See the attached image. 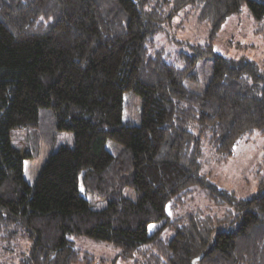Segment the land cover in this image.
I'll return each instance as SVG.
<instances>
[{"label":"trees","instance_id":"16d2710c","mask_svg":"<svg viewBox=\"0 0 264 264\" xmlns=\"http://www.w3.org/2000/svg\"><path fill=\"white\" fill-rule=\"evenodd\" d=\"M243 5L264 32V0H0V264L90 262L72 245L80 235L142 264H190L212 239L200 264H264V175L245 199L201 173L206 147L223 161L238 140L264 134V70L212 46ZM182 11L208 36L177 66L155 36ZM204 59V89H191ZM129 92L137 123L123 119ZM19 129L34 154L42 138L51 147L30 185L12 143ZM60 131L72 141L55 147ZM195 187L224 213L161 222Z\"/></svg>","mask_w":264,"mask_h":264},{"label":"rangeland","instance_id":"374dc122","mask_svg":"<svg viewBox=\"0 0 264 264\" xmlns=\"http://www.w3.org/2000/svg\"><path fill=\"white\" fill-rule=\"evenodd\" d=\"M185 11L179 14L180 18L173 20L169 25L155 36L157 45H162L167 58L177 66H181V52H190L189 45L203 44L207 41L208 26L200 21L195 14L184 15ZM213 50L227 57H246L255 61L264 70V32L255 33L253 23L248 14L246 5L228 17L221 26L217 36L212 42ZM203 67V69H202ZM211 63L209 60H200L196 69L200 71L199 82H188L191 89L203 90L206 84V76L203 71H209ZM126 112L124 121L137 123L140 112V99L133 93L125 94ZM12 143L18 150L22 166L19 175L23 182L30 185L42 164L47 152L51 149L45 143L46 139H40V143L34 149L30 145L28 132L24 129L14 130L11 133ZM72 135L67 132H58L55 138V147L63 143H71ZM200 159L202 160L201 173H205L207 178L222 189L232 191L238 198H249L258 189V180L264 175V134L255 132L249 139L242 138L233 146L231 156L226 160H219L213 148H205ZM263 163V164H262ZM93 209L104 207L105 203L97 199H90ZM225 206H216L209 199L206 189L195 187L191 197L181 206L172 207L170 204L166 209V220H173L177 216L184 215L196 210H203L210 214L221 215ZM159 222V224H161ZM153 224L150 225L152 229ZM173 227H167L161 234L162 238L170 237ZM29 241L27 238L22 240ZM72 245L82 253H87L92 261L82 260L75 264H142L138 256L122 257L120 250L110 241L95 240L86 236H76ZM25 248L22 245V248ZM23 248V249H24Z\"/></svg>","mask_w":264,"mask_h":264},{"label":"water","instance_id":"95a60500","mask_svg":"<svg viewBox=\"0 0 264 264\" xmlns=\"http://www.w3.org/2000/svg\"><path fill=\"white\" fill-rule=\"evenodd\" d=\"M212 244H213V239L211 240V242L207 245V247L202 250L200 252V254H198L196 257H194L192 260H191V263L190 264H200V261L201 259L207 254V252L210 250V248L212 247Z\"/></svg>","mask_w":264,"mask_h":264}]
</instances>
